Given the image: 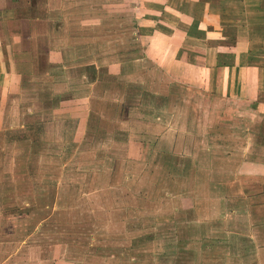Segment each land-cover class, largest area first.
Here are the masks:
<instances>
[{"label": "crops", "instance_id": "1", "mask_svg": "<svg viewBox=\"0 0 264 264\" xmlns=\"http://www.w3.org/2000/svg\"><path fill=\"white\" fill-rule=\"evenodd\" d=\"M76 5L77 0H0V132L6 123H13L3 115L6 109H17L14 103L19 117H40L39 135L46 141L51 136V141L63 142L69 132V140L79 142L101 123L104 135L112 134L114 108L120 124L132 125L125 117L130 108L126 111L121 104L124 89L142 90L146 99L155 96L158 104V96H163L160 82L166 81L206 97L225 117L218 143L211 147L204 137L206 145L199 146L194 137L192 150L179 144L186 120L180 125L178 117H172L176 128H164L162 119L152 115L157 104L142 98L129 115L138 113L134 117L143 128L135 132L126 128V156L132 155L134 147L139 156L156 155L157 147L169 139L171 149L178 151L172 156L186 153L193 158L186 162L188 170L191 164L194 167L192 200L187 206L195 220L222 224L238 242L237 249L242 243L247 252L258 254L261 248L254 247L264 237V0H99L98 10L89 5L88 12L103 14L93 24L105 29L104 53L86 59H81L76 46L86 37H71L69 32L74 17L65 8L71 6L75 13L80 10ZM87 39L90 42L85 43L96 45L91 36ZM99 75L104 80L99 81ZM125 78L121 100L114 102L113 79ZM28 89L42 96L40 103L20 105V98L31 99ZM131 99L126 96V101ZM147 107L154 109L152 117L141 112ZM10 146L19 151L15 141L13 145L0 141L4 158ZM222 162H226L223 167ZM5 166H0V175ZM8 166L12 171L10 162ZM232 178L233 188L231 182L224 185L225 179Z\"/></svg>", "mask_w": 264, "mask_h": 264}, {"label": "rangeland", "instance_id": "2", "mask_svg": "<svg viewBox=\"0 0 264 264\" xmlns=\"http://www.w3.org/2000/svg\"><path fill=\"white\" fill-rule=\"evenodd\" d=\"M77 3L75 8L80 10L75 13L73 7L65 8L67 15L74 17L70 20L75 24L69 30L70 36L86 37L76 45L77 53L81 59L104 53L102 37L105 29L93 24L103 14L88 12L89 5L98 10L99 0H77ZM88 36L95 39L96 45L85 43L90 42ZM97 61L98 66H102V61ZM97 77L99 81L104 80L101 75ZM118 80L113 79L114 102L121 100V84H126V78ZM160 83L163 96H158V104L154 102L155 96L146 99L142 90L138 92L133 87L126 92L124 89L121 104L125 105L126 111L130 108L125 117L132 125L126 126L124 121L120 124L121 116L114 108L116 125L112 134L104 135V124L101 123L95 132L88 131L85 140L79 142L69 140V132L63 142L51 141V136L46 141V136L39 135L40 117H19L17 103L12 104L17 109H6L3 119L13 123H6L0 132V141L12 145L15 141L19 151L15 153L10 146L5 158L4 152L0 151V166H8L10 162L12 168L9 172V166H5L0 175V187L8 186V189H0V263L264 264V237L262 240L258 237L259 245L254 247L262 251L258 254L247 252L242 243L237 249L238 242L222 224L195 220L187 206L192 200L194 167L191 164L188 170L186 162L192 157H187L186 153L172 156V152L178 154V151L171 149L169 139L157 147L156 155L139 156L138 148L134 147L132 155L126 156V128L131 127L132 131L143 128L135 120L138 113L129 115L134 106L138 108L142 98L152 106L157 104V111L154 113L153 108L147 107L141 112L162 119L164 128H176L172 117H178L180 125L186 120L185 128L182 127L184 135L178 143L191 150L192 138H198L199 146L207 142L212 147L220 140L218 135L225 131L223 126L220 127L225 117L217 110L218 106L212 105L214 101L208 103L206 97L188 93L166 81ZM26 91L31 99L20 98V105L37 104L42 98L30 89ZM129 95L133 99L126 101ZM91 123L94 126V120ZM209 125L211 127H206ZM121 126L125 129L120 130ZM204 128L209 129L207 134ZM30 139L32 148L28 151ZM26 152L30 155L26 156ZM224 164L226 162L220 166ZM235 181V178L225 179L224 185L231 182L233 188ZM245 183L244 179L243 186ZM232 192L233 189L229 193ZM225 195L228 194L225 192ZM250 234L254 235L255 231L252 229Z\"/></svg>", "mask_w": 264, "mask_h": 264}]
</instances>
